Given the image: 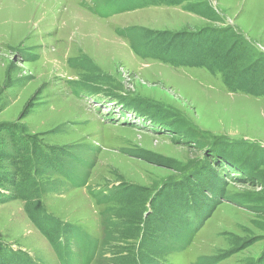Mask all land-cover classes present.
<instances>
[{"label":"rangeland","instance_id":"rangeland-1","mask_svg":"<svg viewBox=\"0 0 264 264\" xmlns=\"http://www.w3.org/2000/svg\"><path fill=\"white\" fill-rule=\"evenodd\" d=\"M83 1L93 5L89 0H0L3 144L8 142L3 128L15 127L62 148L64 155L73 153L82 159L77 164H85L76 170L87 174L91 188L134 187L153 199L162 184L182 182L184 193L168 186L152 201L167 212L189 197V182L196 181L189 179L192 172H202L206 176L197 182L222 189L221 199L187 245L157 257L168 264H202L203 257L216 258L211 264H264V152L253 156L243 147L264 150V0H183L177 5L123 0L126 10L107 18L85 9ZM130 27L182 39L199 31L200 47L191 39L182 50L188 54H200L209 45V28L225 30L224 45L241 51L229 72L252 65L245 73L256 70L259 94L229 90L232 85L223 83L220 73L206 68L137 57L127 38L116 33ZM84 82L88 86L79 88ZM90 88L98 96L86 102L82 98ZM134 100L153 109L144 113L150 123L139 116V128H129L131 123L118 114L119 101L128 105ZM157 109L165 116L158 117ZM87 146L92 149L82 153ZM259 156L258 164L254 158ZM63 160L72 163L69 157ZM203 162L209 173L199 167ZM61 179L42 177L59 188L41 197L46 211L101 239L100 210L116 203L97 205L86 187L62 186ZM197 185H191L194 192ZM23 203L0 204V245L27 252L35 264H60ZM169 230L183 237V230Z\"/></svg>","mask_w":264,"mask_h":264},{"label":"trees","instance_id":"trees-1","mask_svg":"<svg viewBox=\"0 0 264 264\" xmlns=\"http://www.w3.org/2000/svg\"><path fill=\"white\" fill-rule=\"evenodd\" d=\"M89 1L93 5L90 6L83 1V7L102 18L122 13L127 8V5L123 4V0ZM163 1L166 2V5H177L183 0ZM137 5L144 7L143 3ZM136 8L140 7L136 6L133 9ZM116 33L127 38L129 47L139 58L158 60L173 67L206 68L211 73H220L223 83L226 81L228 84L236 86L227 87L229 90L250 93L249 95L259 94L257 92L261 86L259 78H255L257 77L256 70H253L251 75L245 73L248 71L247 68L250 69L252 65L240 72H229L233 63L241 57V51L236 45H224L223 39L226 37V31L221 28L207 30L206 33L211 34L209 45L202 46L204 49L200 54L182 52L184 46L190 43L191 39L195 40L194 44L200 47L199 37L202 33L200 34L199 31L183 36L186 39H182L181 35L177 37L174 33L168 34V32L162 33L137 27L117 30ZM80 61L82 60L77 62L80 63ZM242 74L244 77L241 79L240 75ZM81 84L78 86L79 88L88 86H85V82ZM94 94L97 92L90 88L88 96H98ZM118 103L125 112H132L135 116L138 115L136 117H143L147 121L144 113L153 110L147 108L140 101H129L128 105L120 103V101ZM160 111L157 109L155 113L158 117H164L165 113ZM153 123L157 125L154 120L151 124ZM127 125L129 128H134L131 124ZM2 132L8 137V142L3 144V135H0V160L6 161V164L0 163V204L15 199L24 202V211L30 222L53 249L60 264H168L157 255L164 251L174 252L187 245L194 236V234L192 235L194 228L196 227V232L199 226L205 222L223 193L222 189L211 188L205 183L197 182L199 177L204 178L206 175L192 170L193 174L189 179L196 181L190 180L189 182L190 185L187 189L189 197L184 196L185 202L180 204V207L170 208L167 212L161 205L155 206L152 201L156 197L162 196V191L168 189V186H170L169 189L181 188L184 193L185 184L182 182L162 184L153 199L144 196V190H136L134 187L125 189L117 184H111L103 188H91L86 180L87 174H80L76 170L78 166L85 165L77 164L76 159L82 160L80 157L73 153L64 155L62 148L52 147L15 127L6 126ZM213 147H217V145L214 144ZM243 147L245 152L253 156L255 153L262 156V152H264V150L259 151L253 145ZM88 149H92V147L87 146L82 153ZM260 156L254 158L256 159L255 163L257 161L258 164L261 163ZM65 157H69L72 163L66 164L63 160ZM202 165L204 169L207 167L205 172L209 173L211 168L207 162L201 163L199 167ZM52 174L60 175L63 178L61 179L62 186L68 183L74 187H86L97 205L116 203L115 206L100 210V218L103 219L101 239L89 237L80 227L64 223L46 211L41 197L46 193H55L59 190L52 181L42 182V177H50ZM216 175L221 177L219 172ZM196 183H198V189L194 192L191 185L194 187ZM3 185L10 186V189L1 188ZM198 191L208 198L202 199L195 196L199 195ZM148 203L151 210L148 209ZM170 228L183 230V237L181 238L179 234L181 232L174 231L173 233L169 230ZM184 237L186 238L184 239ZM180 239L185 241H180ZM170 243L176 246H172ZM8 246L0 245V264H35L27 252L23 253L20 249H11L12 247ZM215 259L214 257H203L201 263L211 264Z\"/></svg>","mask_w":264,"mask_h":264}]
</instances>
